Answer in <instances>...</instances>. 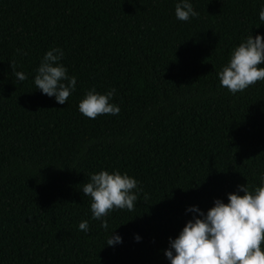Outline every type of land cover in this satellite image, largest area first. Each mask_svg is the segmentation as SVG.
I'll use <instances>...</instances> for the list:
<instances>
[{
  "label": "trees",
  "instance_id": "obj_1",
  "mask_svg": "<svg viewBox=\"0 0 264 264\" xmlns=\"http://www.w3.org/2000/svg\"><path fill=\"white\" fill-rule=\"evenodd\" d=\"M176 2L0 0V264H169L189 206L259 184L264 81L232 94L217 72L247 35H264V0H191L189 21ZM57 46L77 78L63 105L33 82ZM91 88H114L119 114L82 115ZM101 169L141 189L132 211L103 218L108 231L82 192ZM114 229L122 243L108 246Z\"/></svg>",
  "mask_w": 264,
  "mask_h": 264
},
{
  "label": "clouds",
  "instance_id": "obj_2",
  "mask_svg": "<svg viewBox=\"0 0 264 264\" xmlns=\"http://www.w3.org/2000/svg\"><path fill=\"white\" fill-rule=\"evenodd\" d=\"M199 13L191 0H177L175 16L189 21ZM264 23V4L258 12ZM261 23V24H262ZM65 53L57 46L47 50L35 70L34 85L43 94L54 97L59 104H65L75 92L77 78L69 75L61 63ZM18 81L28 77L23 71L15 70ZM220 85L230 93L243 92L250 85L264 81V35H247L230 53L227 62L218 70ZM114 88L104 93L95 88L87 90L78 102L80 113L90 119L98 115H118L120 107L112 99ZM259 184L251 188L240 184L227 193V202L215 198L206 211L196 205L186 211L193 213L175 238H169L164 255L169 264H264V172L258 175ZM141 189L135 177L119 170L101 169L92 172L82 192L91 198L92 218L101 221V227L109 229L103 219L114 209L132 211L138 202ZM79 230L87 232L89 224L82 220ZM116 229V228H115ZM111 230L106 245L122 243V236ZM139 241L141 237L136 235Z\"/></svg>",
  "mask_w": 264,
  "mask_h": 264
}]
</instances>
